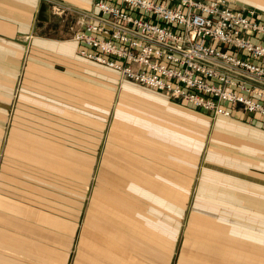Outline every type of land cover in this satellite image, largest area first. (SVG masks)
<instances>
[{
  "label": "crops",
  "instance_id": "crops-1",
  "mask_svg": "<svg viewBox=\"0 0 264 264\" xmlns=\"http://www.w3.org/2000/svg\"><path fill=\"white\" fill-rule=\"evenodd\" d=\"M95 1L0 0V264H170L180 238L179 264H264V119L82 58L78 13L98 16Z\"/></svg>",
  "mask_w": 264,
  "mask_h": 264
},
{
  "label": "built area",
  "instance_id": "built-area-1",
  "mask_svg": "<svg viewBox=\"0 0 264 264\" xmlns=\"http://www.w3.org/2000/svg\"><path fill=\"white\" fill-rule=\"evenodd\" d=\"M95 7L98 16L78 13L82 58L206 113L264 119V14L218 0H96Z\"/></svg>",
  "mask_w": 264,
  "mask_h": 264
},
{
  "label": "rangeland",
  "instance_id": "rangeland-1",
  "mask_svg": "<svg viewBox=\"0 0 264 264\" xmlns=\"http://www.w3.org/2000/svg\"><path fill=\"white\" fill-rule=\"evenodd\" d=\"M121 76V75H120ZM122 77V76H121ZM117 101H118V98H117ZM15 109V107H14V105L11 107V108H9V113L7 114V118H8V120L6 121V124H7V127H8V129H7V134H6V139L8 138V137H10L9 136V133L11 134V131H10V127H11V124H12V118H13V116H14V114H13V110ZM107 133H108V131H106L105 132V138L108 136L107 135ZM75 148V147H74ZM2 157L3 158H1V160L3 161L4 160V158H5V154H4V151H3V154H2ZM97 176H98V173H94L93 174V178L91 179V184H90V188H89V191H88V196H87V198H86V201H85V203H84V210H83V221L85 220V218L88 216V214L90 213V208L92 207V203H93V199H94V197H95V187H96V181H97ZM73 191L74 192H76V193H78L79 194V192H80V187H78V186H75V185H73ZM77 200V199H76ZM73 201H75L74 200V197H73ZM75 207V206H74ZM75 209H76V207H75ZM190 215H191V197H190V200H189V203H188V207H187V210H186V216H185V224H184V233L186 232V229H187V225H188V223H189V219H190ZM77 240H76V243H75V246H74V248H73V259L74 260H76L77 259V257L79 256V251H80V247H81V244H82V242H81V233H79V231L77 232ZM182 235H183V231H182ZM182 244H183V241L181 240V238H180V240H179V242H178V245H177V250H176V254H175V256L172 258V260H171V263L170 264H179L178 263V260H180L179 259V257H180V250H181V248H182Z\"/></svg>",
  "mask_w": 264,
  "mask_h": 264
}]
</instances>
